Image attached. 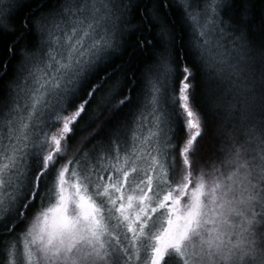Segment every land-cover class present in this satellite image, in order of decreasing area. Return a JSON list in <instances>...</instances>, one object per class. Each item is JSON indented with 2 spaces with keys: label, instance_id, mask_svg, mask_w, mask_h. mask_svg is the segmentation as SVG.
I'll return each instance as SVG.
<instances>
[{
  "label": "snow or ice",
  "instance_id": "snow-or-ice-1",
  "mask_svg": "<svg viewBox=\"0 0 264 264\" xmlns=\"http://www.w3.org/2000/svg\"><path fill=\"white\" fill-rule=\"evenodd\" d=\"M101 8L108 10V4L78 0L63 9L67 19L54 41L58 47L49 54L50 70L28 93L27 112L35 115L38 105L50 109L62 127L45 134L50 140L34 154L33 170H26L27 157L20 155L13 136L6 137L8 145H0V228L11 235L37 205L33 222L4 245V264H264V231L258 232L264 225V131L250 133L243 143L233 140L211 172L201 169L194 175L190 154L196 155L204 129L192 103L195 77L186 64L170 73V99L185 133L178 182L175 163L170 179L166 158L154 144L143 154L133 149L135 159L128 167L127 154L112 157L115 163L98 171L94 184L91 170L77 169L78 160L60 163L61 141L102 87L91 82L97 61L112 46L111 38L99 31ZM208 52L205 39L197 52L202 63ZM215 58L221 72L227 67L239 75L219 50ZM85 89L87 99L77 103ZM131 102L125 96L119 104ZM27 128V118L21 117V133ZM156 135L150 132L143 143L150 144ZM18 247L21 258L15 260Z\"/></svg>",
  "mask_w": 264,
  "mask_h": 264
},
{
  "label": "trees",
  "instance_id": "trees-1",
  "mask_svg": "<svg viewBox=\"0 0 264 264\" xmlns=\"http://www.w3.org/2000/svg\"><path fill=\"white\" fill-rule=\"evenodd\" d=\"M223 2L227 3L223 15L242 32L244 51L237 59L243 62L235 63L239 64L242 72L245 70L246 78L239 82L227 83L215 90L210 81L200 77V73H207L208 68L215 69L212 59L210 63L208 59L206 63L200 61L197 52L203 42L189 39L182 12L172 5L170 0H128V30L121 31L117 40L111 38V43L115 44L114 53L103 65L96 68V75L91 80L92 84H102L101 92L112 90V104L105 110L107 108L103 107L102 100L99 99L97 112L87 106L85 113L71 125L72 130L66 140L61 141L64 155L60 163H66L67 160L76 161L82 152L89 149L79 141V132L84 125H90L92 131L99 126L106 136H109V133L114 134L129 123L131 112L142 101L146 103L144 108L155 105L156 108H172L177 113V108L170 99L174 79L160 86L159 79L152 83L154 73L151 74V66L157 56L173 61L176 66L186 64L195 77L192 80V103L202 119L204 130L202 137L196 142V155L190 154L194 175L201 169L211 172L212 166L224 159L233 140L243 143L250 133L259 134L264 131V0ZM58 3L59 0H28L17 3L10 11L6 25L0 31V108L6 99L12 98L14 101L12 93L15 95V84L21 82L25 72H35L38 66H33L32 63L40 57L38 52L42 41L35 37L37 31L33 29L34 20L39 16L48 18L45 26L48 27L50 35L54 34L50 42L55 38L57 24L63 19H54L59 12ZM36 51L38 55L31 61V56H35L33 54ZM9 91L11 94H8ZM85 93L86 90L79 93L77 103L86 99ZM125 96H131L132 102L120 105L119 101ZM75 107L72 106L69 112L74 111ZM11 113L15 115L12 106L4 114L0 125L5 124L8 114ZM12 119L15 120L13 116ZM178 121L183 129L179 115ZM6 122L4 128L7 129L9 127L8 121ZM61 127L62 123L54 120L43 134H56ZM4 134L1 133L0 138L4 137ZM48 140L49 136L45 142ZM83 148L85 149L82 150ZM175 165L176 179L180 180V155ZM36 206L33 205L34 209L31 207L25 214L26 219L23 222L17 223L11 235L4 230L0 231V264H4L5 260L2 238L12 237L16 240L31 224ZM262 228L264 225L260 232Z\"/></svg>",
  "mask_w": 264,
  "mask_h": 264
},
{
  "label": "bare ground",
  "instance_id": "bare-ground-1",
  "mask_svg": "<svg viewBox=\"0 0 264 264\" xmlns=\"http://www.w3.org/2000/svg\"><path fill=\"white\" fill-rule=\"evenodd\" d=\"M28 0H8L4 5L3 8L0 11V31H2L3 27L6 25V22L8 20V17L10 15V11L15 8L17 3L26 2ZM78 0H59L58 5L60 6L59 12L57 15H55L54 19L58 20L61 17L66 18L67 13L63 10L66 6H71L75 3H77ZM170 3L177 7L185 17V28L186 32H188L189 39L191 41H198L203 42L205 38L213 40V47L211 48V54L208 58L209 63L212 59V65L215 69H209L207 73H200V77H204L205 80H208L211 82V86H215V90H218L222 88L227 83H234L242 81L244 78H246L245 70L242 72V68H240L239 64L243 62L242 60H239L241 52L244 51V45H243V36L241 35L242 32L239 28H235L230 21L225 18L223 15V12L225 11V8L227 7V3L224 4L223 0H170ZM130 4V3H129ZM128 0H117V15L113 16L112 19L115 22V30L109 32H104L106 37H110L114 40H117L118 35L121 31L127 32L128 25L130 22L127 19L128 8H129ZM222 12V13H220ZM46 22H48V18H44V16H39L38 19L34 20L33 23V29L34 31H37V34L35 37H37V40L42 41L39 58L36 59L37 51L33 54L35 56H31V61L35 60L32 65L37 66L38 70H41L40 73L44 74V65L47 61H49V54L51 53L49 51H46L48 48V44H50V38L52 39L54 37V34L50 35V32H48V27L45 26ZM212 28V30H211ZM219 29V31L214 30ZM206 33L205 36L201 35V32ZM56 35V34H55ZM39 36V37H38ZM212 41L209 43L211 45ZM209 47V45H208ZM222 48V49H220ZM115 44L112 43V46L108 48L102 55V58L97 61V67L103 65L108 58L114 53ZM217 50L223 51L225 53L224 58L226 60L227 65H233L235 66V69L239 71V75H233L231 68H225L223 72L220 71L221 64L215 59L214 57L211 58ZM46 51V52H45ZM160 56H157V59L152 63L151 66V74L154 73V78L152 80V83L154 84L156 80L159 79L158 82L159 85L167 84L168 82H172L174 79L173 75H170L171 72H173L176 69V65L173 63V61L166 59V58H159ZM238 62V63H235ZM44 69V70H43ZM25 72V71H24ZM94 78L91 77V80ZM31 79V81H30ZM36 71L35 72H25L24 76L22 77V82H17L15 84L16 91L15 95L14 92L12 93V97L16 98L17 103L22 105V108L24 110L25 106H27L26 98H23L22 95L25 93V85H28V91L26 93H30V89L36 87ZM26 82V84H25ZM96 85V84H93ZM147 86V85H146ZM18 90V91H17ZM87 91V89H85ZM149 90V89H148ZM147 91V90H146ZM10 91L8 92V94ZM112 90H108L105 92H101L100 89L96 93V95L92 98L91 103L89 104L91 110L94 112H97L99 109V106L97 105V102L99 99L102 100V104L104 108H107L105 110H108L110 108V105L112 104L113 96ZM11 94V93H10ZM103 94V95H102ZM86 96V93H85ZM87 99V96H86ZM15 101V102H16ZM15 102L11 100L6 99V101L2 104L0 108V121L3 119V116L5 113H7L12 106V109H15ZM144 101L140 102L139 106L135 107L134 110L131 112L132 114L129 116V123L122 129L116 130L114 134H110L109 136L106 135H97V132H101L99 126L96 129H93L92 131L91 126L87 124L85 127L82 126L81 131L79 132V141L83 143L87 148H91L93 145L97 147V145H100L101 147L99 149H105V151H109L113 148H116L118 146H121L124 142V139L127 135L134 133L137 125L148 116V112L151 113V110L153 109L154 112H157L158 108L154 106L151 107H145L144 108ZM152 104V103H151ZM150 104V105H151ZM21 108V112H22ZM167 111H170V114L173 115L172 119L170 120L169 127V135L171 136V141L174 145L172 147L173 156H174V163L177 162L179 157V148L182 147V142L185 139V133L184 129L180 128L179 121H178V115L176 112H174V109L167 108L165 109ZM5 111V112H4ZM17 112V110H15ZM176 114V115H175ZM54 121L55 119L52 118ZM6 128L3 127V129H0V134L5 133ZM244 132V128L242 129ZM110 132V131H109ZM171 133V134H170ZM129 136V138H130ZM4 137L0 138V143L3 141ZM100 139V143H98ZM9 143V142H8ZM8 143L6 145H8ZM85 147V148H86ZM83 148L82 150H84ZM35 207V206H34ZM32 207V210L34 209ZM3 229L0 228V231ZM261 231H264V228H262ZM15 240V238L12 239V237H3L2 238V245H3V252L4 255L7 253V249L4 247L5 244L11 243ZM16 252V250H14Z\"/></svg>",
  "mask_w": 264,
  "mask_h": 264
},
{
  "label": "rangeland",
  "instance_id": "rangeland-1",
  "mask_svg": "<svg viewBox=\"0 0 264 264\" xmlns=\"http://www.w3.org/2000/svg\"><path fill=\"white\" fill-rule=\"evenodd\" d=\"M7 1L8 0H0V11L3 8V5ZM102 2L108 4V10L101 8V14H103L104 18L100 22L99 31L101 33H104V32L110 33V31L115 30V25H114L115 22L112 19V17L116 16L119 10V9L117 10V7H116L117 0H95L97 7H100ZM66 19L67 17L63 18L57 24V26H59V27H56L55 34L57 35H55V38L52 40V43L49 46L51 53H53L54 48L58 47V45H56L54 41H56V39L62 34L61 29L65 27ZM48 32L50 31L48 30ZM205 39H207L208 41V45H209L208 48L211 53V48L213 47L212 44L215 39L214 38L213 40L208 39V38H205ZM211 41L212 43L210 45L209 43ZM220 52L223 53V56L225 55V53L222 50ZM210 53L208 52L209 57L211 55ZM213 57L214 58L216 57V53L211 58ZM50 63L51 61L49 60L44 65L45 66L44 67L45 70L43 69L44 74H41L40 73L41 70H38V68H36V79H35L36 82L40 81L42 83L46 79V73L50 70L48 68V65ZM38 86L39 85L37 84L36 87ZM25 87H26L24 88L25 93L22 95V97L26 98V101L28 102L27 106H25V109L27 110H24L22 108V105L20 107V105L16 101V98L14 99V101H16L14 112L15 110H17V112H15V115H13L14 113L8 114V119L6 121H8L7 127L9 128L6 129L5 134H4V139L0 143V145H6L9 142L6 137L9 135L13 136L14 139L12 143L16 144L17 147L22 150L20 152V155H26L27 162H26L25 168L26 170L30 172L34 168V165H33L34 154L40 150V148L42 147V145L45 143V140H46V137L43 134V132H45L48 128H50L51 122H54L51 120L54 117L50 109L44 108L39 105L37 106L39 110L35 115H32L31 117L27 116L28 108L31 105V100L28 94L26 93V91H28V88H27L28 85H25ZM30 92H31V89H30ZM21 108H22V112H21ZM12 116L14 117L15 120L12 119ZM21 117H26L27 123H28V128L24 130L23 133H21L20 131ZM172 117L173 115L170 114V111H167L163 108H158L157 112H154V110L152 109L151 113L148 112L147 118H145L143 122L137 125L132 136H130L129 134L125 137L124 142L121 143L123 145L113 148L109 151H105L104 148L99 149L101 147L100 145H97L96 147L95 146L96 144H95L91 148L82 152L80 154L79 159H77L80 162L79 164L76 165L77 169L81 171L85 168L91 170L93 173L92 183L94 184L97 182L98 171H102L105 167H109L110 165L115 163L112 157L116 156L117 154L123 157L125 154H127L129 158V164L125 165V167H128L132 163V161L135 159L133 155V149H136L137 151H140L141 154H143L144 150H150L154 144L158 152L163 153L164 157L166 158L165 166L169 168V178L171 179L172 178L171 165L174 162L173 161L174 156H173L172 147L168 146L169 142L171 143V145H173L171 141V136L169 135L168 125L170 124V120L172 119ZM6 121H5V124L3 123V125L2 124L0 125L1 130L7 124ZM15 123L17 125H15ZM150 132H155L157 135L152 138V142L150 144H144L143 138L147 137ZM97 135L99 136L102 135V132H97ZM23 136H27L28 138L24 139ZM98 143H100V139ZM153 154L155 155L157 154V152H153ZM121 163H123V159H121ZM136 164L138 166H143L145 168L147 167V164L143 160H137ZM70 171H71V166H70ZM104 175L105 177H107L108 173H104ZM176 181L178 182L179 179L178 180L176 179ZM35 210H37V206ZM35 212L36 211H34V213ZM34 213H33L31 223L33 222ZM261 227L258 229V232H260ZM141 256L143 260V252L141 253ZM20 258H21L20 249L18 247L16 252H14L13 259L19 260ZM167 264H175V262L170 260L167 262Z\"/></svg>",
  "mask_w": 264,
  "mask_h": 264
}]
</instances>
